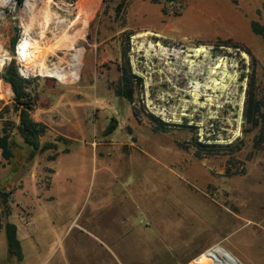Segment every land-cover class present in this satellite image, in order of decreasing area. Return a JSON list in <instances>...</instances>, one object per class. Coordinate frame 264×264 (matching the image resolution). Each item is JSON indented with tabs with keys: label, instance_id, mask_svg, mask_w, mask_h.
<instances>
[{
	"label": "rangeland",
	"instance_id": "rangeland-1",
	"mask_svg": "<svg viewBox=\"0 0 264 264\" xmlns=\"http://www.w3.org/2000/svg\"><path fill=\"white\" fill-rule=\"evenodd\" d=\"M77 2L49 6L63 24L55 32L52 17L45 37L42 25L32 37L45 46L63 32L74 36L87 20L85 37L76 45L85 55L79 78L70 83L33 78L38 96L32 118L46 127L40 140L48 148L29 159L30 150L14 131V174L0 180L6 191L21 187L36 161L45 171L38 183L48 188L50 156L69 155L61 165L77 176L72 186L85 192L75 209L61 203L29 220L28 232L41 239L42 248L30 264H185L192 242L219 236L236 243L250 264H262L264 129L256 150L260 128L245 123L244 108L253 69L256 95L264 102V38L251 29L253 22L264 25V0H99L76 22ZM14 17L0 27L10 55L29 20L19 11ZM76 50H58L48 63L66 66ZM125 51L143 80L134 104L114 90ZM11 91L0 76V133L4 123L16 127L20 121ZM148 113L171 129L155 132ZM213 137L242 149L198 158L194 148L178 145ZM72 211L74 223L66 228ZM52 224L62 231L58 242L53 232L43 234ZM97 224L99 230L92 227ZM0 264L21 262L10 257Z\"/></svg>",
	"mask_w": 264,
	"mask_h": 264
},
{
	"label": "trees",
	"instance_id": "trees-1",
	"mask_svg": "<svg viewBox=\"0 0 264 264\" xmlns=\"http://www.w3.org/2000/svg\"><path fill=\"white\" fill-rule=\"evenodd\" d=\"M18 1L19 4L22 3V0ZM171 1L172 0H169V2ZM176 14L179 15V13ZM251 29L254 34L264 38V25L253 22L251 24ZM127 54V51L123 53V61L117 66L120 76L115 84L114 90L116 97L126 99L131 104H134L137 90L143 85V80L133 73ZM248 54L251 56L250 52H248ZM0 76L11 87L14 94L12 110L19 116L20 120L16 127L4 123L0 133V155L8 163L18 158L17 153L14 151V143L12 141L13 133L16 131L23 139L25 146L30 150L29 159H33L38 153L48 148L47 146L43 147L40 140L41 136L46 131V127L32 118L38 96L35 80L33 78L26 79L21 76L14 60L11 61ZM256 83V72L255 69H253L249 78V87L244 108V120L246 124L251 126V129L260 128V134L254 141V148L258 150L261 143L262 131L264 129V102L256 95ZM133 115L136 119L140 120V111L138 108H133ZM147 118L152 124L155 132L166 133L172 127L171 124L160 120L153 114L148 113ZM216 141L215 137L207 139L205 142H200L195 138L189 146H185L184 144L178 145L183 149H188L189 147L194 148L195 156L198 158L233 155L235 152L242 149V145L237 143L223 145ZM55 158L56 156L54 155L50 156L49 159L54 160ZM240 174H245V171H241ZM233 175H237V173L231 176ZM10 198V192L0 190V201L2 206V211L0 213V230L3 229V227L5 229L10 254L17 260H21L22 251L20 241L17 238V227L10 222H6L4 226L2 224V221L11 215Z\"/></svg>",
	"mask_w": 264,
	"mask_h": 264
},
{
	"label": "crops",
	"instance_id": "crops-1",
	"mask_svg": "<svg viewBox=\"0 0 264 264\" xmlns=\"http://www.w3.org/2000/svg\"><path fill=\"white\" fill-rule=\"evenodd\" d=\"M63 156H69V155H63ZM63 156L56 157L54 160H49L47 168L51 170V173L49 174L50 177V185L49 187L41 188L38 181L41 180L42 175H45V171L40 170L36 167V164L38 166V163L34 161V164L30 171L27 172V175L22 179L21 187L17 186L16 188H13L12 190H4L5 186H1L0 190L10 192L11 198H10V206H11V215L4 219L2 221L3 226L6 222H10L14 224L17 227V238L20 241L21 244V251H22V259L19 260L21 264H30L32 260L37 259L42 251L40 247V241L41 239L38 237H35L33 234H30L28 232V225L30 224L29 220L34 218L36 215H40L43 211L50 212V210L55 207V205L60 204L66 208L71 210L72 208L75 209V207H78L81 203L82 198L84 197L85 192L80 188H74L72 186V180L77 177L74 172L70 171L69 168L62 167L61 160L63 159ZM0 155V180L4 177H7L9 172L13 173V169L10 163L5 161ZM62 203V204H61ZM48 205V207H46ZM21 210L25 215L21 216L19 213H14V210ZM72 209V210H73ZM54 210V209H52ZM2 211L1 201H0V213ZM74 211H72V214L69 215L68 222L66 224V228L71 227V225L74 223ZM74 216V217H73ZM15 218V219H14ZM16 224H15V223ZM124 222V221H123ZM96 230H99L101 228V225L97 224L95 226L92 225ZM60 228V227H59ZM56 230V226L52 224L51 229L44 230L43 234L45 237L49 235L51 232H53L52 236L55 239V242L59 241L60 233L62 232L61 229ZM110 234V231H106ZM90 233V232H89ZM118 234V236H126L127 233L120 232V231H114L113 234ZM93 235V233H92ZM5 239H6V246H5ZM199 240V239H198ZM195 241L192 242L190 246H192L190 249L191 251L187 254H185L184 261L185 264H192L196 260L203 257L207 252L211 251L210 249L214 247H220L222 245V248L226 251H228L230 254H232L240 263L241 261L245 263H251L252 260L249 257L248 254H245L241 251L240 247L233 243L229 237H221L219 236L217 239H214L213 241L206 242L203 241V243H200L201 241ZM166 242V241H165ZM168 242V241H167ZM189 246V247H190ZM188 247V248H189ZM215 248V249H216ZM248 247H246L247 249ZM212 249V250H215ZM186 250V248H185ZM184 250V251H185ZM248 250V249H247ZM155 250H153V253L155 254ZM206 252V253H205ZM204 253V254H203ZM203 254V255H202ZM10 257H14L9 252L7 237L5 233V229L0 230V261H6ZM146 258H152L154 256H145ZM159 258V256H157ZM15 258V257H14ZM262 264H264V258L262 259Z\"/></svg>",
	"mask_w": 264,
	"mask_h": 264
},
{
	"label": "bare ground",
	"instance_id": "bare-ground-1",
	"mask_svg": "<svg viewBox=\"0 0 264 264\" xmlns=\"http://www.w3.org/2000/svg\"><path fill=\"white\" fill-rule=\"evenodd\" d=\"M97 1L99 0H79V2L77 3H78V7L80 11H79V16L77 17L76 22L80 21V18L82 17L83 14L88 15L90 13L95 3H97ZM49 2L50 1H46L47 7L46 6L45 8L39 7L40 9H38L36 7L35 0L27 1L26 6L23 9V13L25 14V17L23 18H26L29 20L23 23V26H22L23 34H30V32L33 30L34 23L38 22L39 25L43 26V29L45 28L41 32V37L42 38L45 37L46 30L48 29V26L52 21V17L54 16L58 17V14L56 13L53 14V12H51V10L49 9L50 8ZM82 22L84 25V27L82 26L83 29H81V31L77 29L79 30V32H77L74 36H70L68 33L63 32L61 33L60 36H55L53 40L54 42L48 45L41 46L38 44V40L34 38L35 44L40 49V56L38 58L33 59L31 64L28 66L27 71L28 72L31 71L33 73L37 72L41 76L56 77L60 81L66 82V83H70L74 79H78L81 61H82L83 56L85 55H84V50L82 49L76 50V45L79 40L84 39L88 21L84 20ZM62 49L71 50V51L76 50V52L74 56L72 57V59L70 60V62H67L66 66H62V62H58V63H54L50 65L47 62L48 56L54 55L56 54L58 50H62ZM192 264H242V263H240L232 254L224 250L222 247H217L215 250H211L207 252L203 257L196 260Z\"/></svg>",
	"mask_w": 264,
	"mask_h": 264
},
{
	"label": "built area",
	"instance_id": "built-area-1",
	"mask_svg": "<svg viewBox=\"0 0 264 264\" xmlns=\"http://www.w3.org/2000/svg\"><path fill=\"white\" fill-rule=\"evenodd\" d=\"M27 1L28 0H22V3L19 4L18 0H0V27L4 23V21L7 20V18L15 19L14 16L17 11H19L25 17V14L23 13V9L25 8ZM46 1H50L49 6H56L57 8L59 7V3L62 2V0H35L36 7L38 8L41 4L46 3ZM70 1L73 4L78 0H70ZM56 14H58V17L54 16L55 32L57 31L56 28H58L62 23L60 19V14L58 12H56ZM37 25H39L38 22L34 23L33 30L30 32V34L22 35V37L18 40L15 46L13 55H10L7 51L4 50L1 43V34H0V73L11 63V61L14 60L16 62V65L18 66L19 73L24 78L30 79V78H35L37 76H41L37 72L33 73L31 71L30 72L27 71L28 66L31 64L33 59L38 58L40 56V49L35 44V40L32 37L35 27ZM51 33L53 36L54 35L53 32ZM38 44H39V40H38ZM50 56L53 55L48 56L47 62H49Z\"/></svg>",
	"mask_w": 264,
	"mask_h": 264
}]
</instances>
